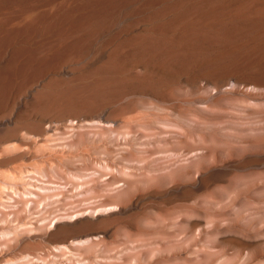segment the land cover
<instances>
[{
    "label": "rangeland",
    "instance_id": "rangeland-1",
    "mask_svg": "<svg viewBox=\"0 0 264 264\" xmlns=\"http://www.w3.org/2000/svg\"><path fill=\"white\" fill-rule=\"evenodd\" d=\"M0 41L34 59L0 73V264H264V0H0Z\"/></svg>",
    "mask_w": 264,
    "mask_h": 264
},
{
    "label": "bare ground",
    "instance_id": "bare-ground-1",
    "mask_svg": "<svg viewBox=\"0 0 264 264\" xmlns=\"http://www.w3.org/2000/svg\"><path fill=\"white\" fill-rule=\"evenodd\" d=\"M32 1V0H31ZM186 9V8H185ZM184 9V10H185ZM6 26V25H5ZM5 28V27H4ZM258 29V28H257ZM43 31V30H42ZM177 34V33H176ZM194 34H184V36H180L178 37V41L181 42V40H188L190 39V37H193ZM156 40V38H155ZM37 41V40H36ZM150 41V40H149ZM152 41V39H151ZM155 42V41H154ZM170 44V41H168V39H161L158 44H156V46L158 48H162L165 47V45ZM11 44L9 43H2V41H0V55L2 54V58H5L9 53L12 54V57H10L9 59H7L1 66H0V73L3 74L4 76L13 78L15 76H17V74H19L20 71H24L26 68L30 67L31 65H33L34 63V59L28 56H20L22 54V51L18 50H12L11 49ZM20 51V52H19ZM27 51V50H26ZM24 53V52H23ZM246 51L245 49H242V51L239 53V57H241L243 54H245ZM25 54V53H24ZM163 55V54H162ZM161 55V56H162ZM246 55V54H245ZM240 59V58H239ZM1 60V59H0ZM27 70V69H26ZM74 70V69H73ZM68 71V70H67ZM74 73V72H73ZM55 74V73H54ZM53 74V75H54ZM61 75V85H66L68 83H70V80H66V74L64 69L60 70ZM75 74V73H74ZM67 75H71V73L67 74ZM55 76V75H54ZM31 77V76H30ZM25 80V79H24ZM29 91V90H28ZM10 124V123H9ZM1 125V124H0ZM82 222L81 225L82 227L88 226L90 223H88L87 221L85 223H83L84 221H80ZM92 223V222H91ZM80 225V224H79ZM80 225V228H82ZM78 229V228H77Z\"/></svg>",
    "mask_w": 264,
    "mask_h": 264
}]
</instances>
